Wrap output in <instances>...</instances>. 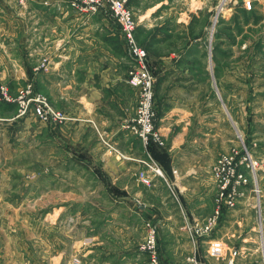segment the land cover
Here are the masks:
<instances>
[{"label":"rangeland","instance_id":"374dc122","mask_svg":"<svg viewBox=\"0 0 264 264\" xmlns=\"http://www.w3.org/2000/svg\"><path fill=\"white\" fill-rule=\"evenodd\" d=\"M105 1L100 0L102 3L93 10L87 0H0V264H80L76 255L72 257V242H96L82 235L85 225L80 217L88 205L98 203L111 209L115 204L108 203L107 196L131 198L135 192H145L135 185L127 194L111 186L110 178L107 189L103 187L107 175L100 171L95 157L86 170L83 154L76 159L72 156L76 150L72 144L78 147L86 143L87 129L82 124L72 131V18L98 22L96 15L104 16L120 34L126 81L138 93L135 111L122 125L142 145L136 177L147 187L152 183L149 175L164 179L167 191L157 189L156 205L160 207L168 197L177 210H182L187 220L188 263L264 264V0H203V10L183 20L179 2L157 0L162 18L152 31L165 30L159 34L166 36L165 44L147 52L144 45L150 36H144L141 44L134 31L137 45L146 52L143 65L154 80L153 126L161 143L139 138L127 127L138 118L141 86L128 81L129 72L137 66L128 54L124 32ZM127 6L131 8L129 0ZM96 22L90 28V43L97 49L94 62L105 42L100 36L106 35ZM160 25H166L165 29ZM100 63L105 64V59H99ZM166 68L173 73L164 72ZM159 89L161 99L164 93H173L177 99L197 102L195 113L190 115L192 121L203 122V133L199 132L196 140L184 141V148L191 146V152L202 153L187 157L180 165L181 172L173 169L172 173L180 180L188 167L198 164L196 170L209 173L207 187L192 184L185 190L177 186L178 180L173 177L168 181L152 159L150 144L167 143L157 125L163 112L156 100ZM3 91L10 101L3 98ZM35 97L44 98L62 118L44 120L35 115ZM22 101L28 104L25 111ZM213 110L220 115L213 116ZM99 143L115 151L109 141L101 138ZM223 157L227 160L219 164ZM154 169H160L161 174ZM183 194L189 199L206 194L214 204L207 203L203 215L195 210L192 213L191 205L190 212H185ZM216 212L217 224L209 235L192 230L195 219L205 220ZM123 213V218L128 215V211ZM99 222L100 215L95 213L92 226ZM146 223L156 227L161 263L158 228L151 221L133 228L118 221L110 226L106 234L109 239L103 244L109 249L123 247L131 244L127 240L131 237L149 262L142 250L147 241ZM214 233L217 243L207 242Z\"/></svg>","mask_w":264,"mask_h":264},{"label":"crops","instance_id":"0c3cea01","mask_svg":"<svg viewBox=\"0 0 264 264\" xmlns=\"http://www.w3.org/2000/svg\"><path fill=\"white\" fill-rule=\"evenodd\" d=\"M176 1L181 5L180 20H183L190 13L193 14L196 10H203V0ZM156 2L158 1L129 0V5L137 19L135 29L137 42H142L144 36H150V39L144 45L147 52L154 51L156 48L159 50V46L166 42V36L159 35L164 34L165 30L162 33L157 30L152 31L153 28L159 26L157 20L162 18L161 10L158 9L157 6L159 5ZM169 8L171 9V7ZM36 9H39L38 5ZM72 9L76 12L75 8L72 7ZM205 10L209 12L212 9L207 8ZM95 17L98 18V22L72 18V131H75L77 126L82 124H85L86 128L89 129V131L86 129L85 133L84 140L86 143L78 147L72 144V147L76 149L75 152H72V156L76 159V157L83 154L86 170H89V165L95 157L96 162L100 165V171L103 175L104 173L107 175V182L105 185L103 184V187L107 189L111 185L124 189L129 194L127 189L137 185L143 187L145 192H135L133 196H130L131 198L126 196L114 199L107 196L108 203L115 204L111 209L103 207L102 204H99V207L98 203L96 205L91 203L92 206L89 204L88 209L84 211V215L80 217L83 220L81 223L85 225L82 235L90 237L92 241L96 240V242H92L91 245H80L81 243H76L77 241L72 242V257L77 256L80 264H149L148 260L145 259V253L138 249L131 237L127 238L128 241H131V244L123 247L109 249L103 243L109 239L106 234L110 226L113 228L118 221L125 224L126 227L132 228L135 224L136 227H139L140 223L151 221L158 228L161 263L190 264L188 263V239L185 231L187 220L183 216L182 210L181 212L177 210L175 205L170 203L171 200L168 197L166 202L161 201L160 207L158 204L156 205L158 203L157 189L159 187L166 188L167 191L164 179L149 175V178H152V183L150 187H147L136 177L137 170L140 169V164L136 159L143 155L142 145L139 139L124 131L122 125L134 113L138 93L126 81V70L121 61L123 48L120 34L114 31V27L110 25L108 20L103 18L104 16L96 15ZM95 22L99 24L97 26H101L106 32V35L100 36L105 42H102V47L98 53L100 54V60L105 59V64H98L99 59H97V62L93 61L96 59L97 49H94L92 43H90L92 38L90 37L92 36L90 28L94 26ZM164 27L166 25H160V28L165 29ZM107 60L109 62L106 63ZM167 69H164V72L173 73L172 70L166 71ZM44 75L48 76L49 74L45 73ZM157 92V104L158 106L160 104L163 109L157 124L158 131L162 139L167 140V143H165V146L153 142L150 144L149 151L153 157L152 159L160 165V169L168 181L171 180L172 182L173 177L174 181L178 180L179 184L177 186L181 185V188L185 190L186 186L192 184L207 187L210 181L209 173H203L202 168L196 170L198 164L194 163L192 167H188L187 172L180 176V180L177 174L173 175L172 173L173 169L180 171V165L184 163L187 157H191L194 153L195 156L202 153V150L191 152V146L184 148V141L196 140L199 138V132L203 133V130H201L204 129L201 126L203 122L200 121L198 113H196L199 119L197 121H192V115H190L195 113L197 102L194 103L192 101L194 99L190 98L177 99L173 93H164L163 99H161V90L159 89ZM212 114L217 116L220 115V112L213 110ZM198 122H201L200 126ZM101 138L109 141L113 149L119 153L106 149L103 144L99 143ZM89 140H94L96 144L92 142L88 146L87 142ZM120 153L127 155V157L120 156ZM88 158H90V161ZM197 171L199 172L197 173ZM205 172L207 173V170ZM108 178H110L111 183ZM180 192H182V189H180ZM182 201L181 205L184 207L185 212L186 210L189 211L188 207L191 205L193 207L191 212L193 213L195 210L201 215H203L207 203L209 204L211 201L210 205L214 204L213 200H209L206 194L203 196L198 194L192 199L183 194ZM118 210L120 211L118 212ZM126 211H128V215L123 218L122 214ZM95 213L100 215V222L97 226H92L91 217ZM87 226L88 228H86ZM140 231L142 237L143 230L141 227ZM211 237L206 241L217 243L218 239L215 237V233ZM24 246L26 245L24 244ZM55 257H52V262H54ZM199 260H201L200 257Z\"/></svg>","mask_w":264,"mask_h":264},{"label":"built area","instance_id":"2783aa9c","mask_svg":"<svg viewBox=\"0 0 264 264\" xmlns=\"http://www.w3.org/2000/svg\"><path fill=\"white\" fill-rule=\"evenodd\" d=\"M90 2V3H88ZM102 3V2H101ZM100 0H87V4L95 10L100 4ZM105 3L108 5L110 11L118 21L122 31L124 32L125 39L127 42L128 54L130 55L131 61L136 64V68L131 70L128 75V81L132 86H141L139 101H138V118L133 120V124L130 123L128 128L139 138L147 140H154L159 142L158 133L154 131L153 126V116H154V93H153V77L146 70L144 60L146 57V52L143 48H140L135 40L134 31L136 29L137 23L135 21L133 12L129 6H127V0H106ZM3 98L10 101L11 99L6 96L3 91ZM33 99V112L40 118L47 120L51 119H61L59 114H55L50 108L47 101L42 97H35ZM30 101V100H29ZM22 103V109L25 111L27 105ZM227 157H223L219 160V164L224 163ZM228 163V161L226 162ZM158 168V166L156 165ZM155 170V169H154ZM157 173L161 174L160 169L155 170ZM217 212L213 216L207 219H195L194 224L191 226L195 233H199L202 236H207L213 231V227L217 224ZM146 235L147 241L142 247V250L147 252L150 264H161L159 260V254L157 249V230L156 227L151 223H146Z\"/></svg>","mask_w":264,"mask_h":264}]
</instances>
